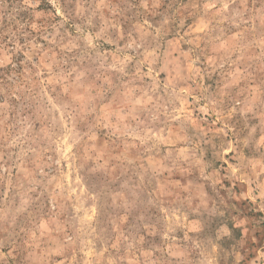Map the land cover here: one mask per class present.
<instances>
[{"label": "rangeland", "instance_id": "rangeland-1", "mask_svg": "<svg viewBox=\"0 0 264 264\" xmlns=\"http://www.w3.org/2000/svg\"><path fill=\"white\" fill-rule=\"evenodd\" d=\"M0 30V264H264V0H0Z\"/></svg>", "mask_w": 264, "mask_h": 264}, {"label": "trees", "instance_id": "trees-1", "mask_svg": "<svg viewBox=\"0 0 264 264\" xmlns=\"http://www.w3.org/2000/svg\"><path fill=\"white\" fill-rule=\"evenodd\" d=\"M7 1H11V0H7ZM45 3V2H44ZM42 1V4H40L36 9H45V4ZM49 7V6H48ZM20 14H22L24 17L26 16V12H24V10H20ZM2 30H0V34H1ZM14 48V47H12ZM13 52V50H12ZM21 59L20 56L16 58V63H14L15 65H9L8 67L3 69V74L0 76V102H3V99H5L6 96H9V99L11 102H13L14 105H19L20 102H24L25 103V94H20V92H17V96L15 94V96L13 95L14 93V89L17 88V84L19 82L23 83V79L21 78V76H19V78L15 79L12 78L10 79L7 75H9L11 72H15V73H19L23 68L22 64H21ZM21 84V83H20ZM25 87H28L27 84H25Z\"/></svg>", "mask_w": 264, "mask_h": 264}]
</instances>
